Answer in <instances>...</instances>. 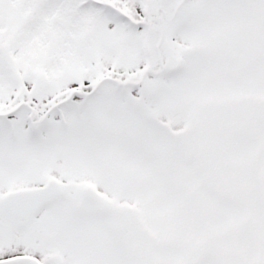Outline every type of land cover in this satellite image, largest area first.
I'll list each match as a JSON object with an SVG mask.
<instances>
[{
    "label": "snow or ice",
    "instance_id": "6c2138e0",
    "mask_svg": "<svg viewBox=\"0 0 264 264\" xmlns=\"http://www.w3.org/2000/svg\"><path fill=\"white\" fill-rule=\"evenodd\" d=\"M0 264H264V0H0Z\"/></svg>",
    "mask_w": 264,
    "mask_h": 264
}]
</instances>
